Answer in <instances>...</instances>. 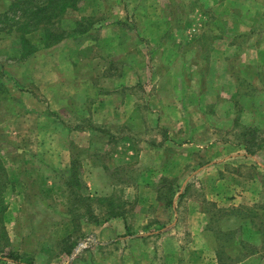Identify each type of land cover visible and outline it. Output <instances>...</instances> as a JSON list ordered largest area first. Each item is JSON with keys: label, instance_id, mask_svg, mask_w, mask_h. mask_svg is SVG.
Segmentation results:
<instances>
[{"label": "rangeland", "instance_id": "1", "mask_svg": "<svg viewBox=\"0 0 264 264\" xmlns=\"http://www.w3.org/2000/svg\"><path fill=\"white\" fill-rule=\"evenodd\" d=\"M15 1L0 264H264V0H83L51 46Z\"/></svg>", "mask_w": 264, "mask_h": 264}, {"label": "trees", "instance_id": "2", "mask_svg": "<svg viewBox=\"0 0 264 264\" xmlns=\"http://www.w3.org/2000/svg\"><path fill=\"white\" fill-rule=\"evenodd\" d=\"M81 1L83 0H17L11 3L9 9L15 14L19 12V15L15 17L17 19L15 22L19 24V26H17L15 30L20 34L23 46L29 44L27 35L38 31L43 35V44L45 46H51L62 39L66 31H63L60 27L61 19L69 10L80 9L79 4ZM4 22L6 21L0 20V24ZM33 48L35 49L36 47ZM1 85L0 83V88ZM5 173V167L0 158V184L3 177H5ZM177 192L178 190H173L171 191V195L175 196ZM102 200L109 201L110 199L105 198ZM168 202V206H172L173 198ZM109 212L112 217L124 215L123 211L120 212L114 207H112ZM11 258L13 257L11 256Z\"/></svg>", "mask_w": 264, "mask_h": 264}]
</instances>
